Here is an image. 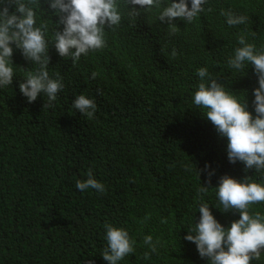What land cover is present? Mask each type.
<instances>
[{
    "label": "trees",
    "instance_id": "16d2710c",
    "mask_svg": "<svg viewBox=\"0 0 264 264\" xmlns=\"http://www.w3.org/2000/svg\"><path fill=\"white\" fill-rule=\"evenodd\" d=\"M35 5L52 40L58 18L46 0ZM205 7L211 11L172 26L160 23L156 10L125 19L106 30L102 49L75 64L50 43L49 74L64 83L54 107L43 95L29 103L20 93L19 82L36 66L14 48L13 84L0 88V264H108L100 255L106 223L126 228L135 241V253L119 264H208L184 239L199 220V200L229 227L239 212L217 208L212 187L223 175L259 177L228 161L226 138L191 108L196 70L206 66L252 108L253 68L235 73L227 58L241 35L264 48V0H209ZM221 9L246 22L228 26ZM79 94L97 105L90 120L71 107ZM208 163L215 169L210 182L202 171ZM89 172L105 192L76 189ZM202 185L209 189L198 194ZM250 212L264 214V202ZM250 264H264V253Z\"/></svg>",
    "mask_w": 264,
    "mask_h": 264
},
{
    "label": "clouds",
    "instance_id": "9594fccd",
    "mask_svg": "<svg viewBox=\"0 0 264 264\" xmlns=\"http://www.w3.org/2000/svg\"><path fill=\"white\" fill-rule=\"evenodd\" d=\"M52 14L58 19L52 40L47 37L48 27L39 23L40 15L35 10V0H0V88L13 84L16 66L12 56L15 49L21 50L24 58L35 65L19 82V91L29 103L41 95L46 97L47 107H54L58 93L64 89L61 77L53 78L48 71L49 44L57 54L70 58L75 64L83 54L105 46L106 30L118 27L123 20L129 22L142 14L156 10L162 24L174 25L180 18L191 23L200 14L211 11L205 5L209 0H46ZM220 15L228 26L241 25L247 17L231 10L221 9ZM62 26V28L60 27ZM175 31V28L172 29ZM238 47L227 58V66L235 73H244L251 66L256 76L257 87L252 89V108L249 109L246 95L237 94L212 78L206 66L196 70L199 82L191 97V108L199 109L204 118L212 123L221 138H226V155L230 163H243L245 170H254L252 176L236 179L229 175L219 178L214 188L219 205L224 211L235 209L239 218L229 227L220 223L210 203L202 198L198 202L200 217L194 226L187 228L184 239L196 245L201 258L208 264H250L260 261L264 253V214L250 212L252 205L264 202V48H257L243 35L238 37ZM96 73H92L95 78ZM71 107L89 120L97 105L85 94L76 95ZM210 178L215 175L211 164L205 165ZM199 171V176H200ZM75 187L83 192L94 189L105 192V185L91 172L84 180H77ZM209 187L201 186L199 193H207ZM146 217L145 219H147ZM103 239L106 246L100 254L108 264H119L125 257L135 253V241L129 231L111 223L104 225ZM143 243L152 253L157 251L152 235H145ZM150 252L144 253L148 259ZM88 264H93L88 261Z\"/></svg>",
    "mask_w": 264,
    "mask_h": 264
}]
</instances>
